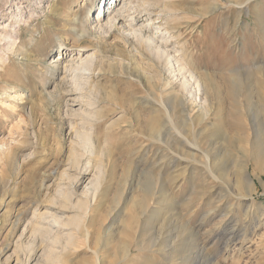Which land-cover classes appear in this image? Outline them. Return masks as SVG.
Returning <instances> with one entry per match:
<instances>
[{
	"label": "rangeland",
	"instance_id": "374dc122",
	"mask_svg": "<svg viewBox=\"0 0 264 264\" xmlns=\"http://www.w3.org/2000/svg\"><path fill=\"white\" fill-rule=\"evenodd\" d=\"M225 1L248 2L240 19ZM73 24L92 34L78 39ZM165 25L173 35L179 31L207 80L211 112L204 121H185L171 111L169 97L178 91L179 77L162 72L158 82L150 68L147 59L153 58L139 34L159 44L158 28L163 33ZM175 42L166 47L171 53L179 48ZM80 46L86 50L81 59L91 53L103 58L105 72L93 77L101 75L107 90L116 87L127 109L112 132L97 130L110 175L91 218L90 246L100 251L99 264H264V133L263 147L251 146L248 120L231 131L217 112L233 109L236 84L249 114L264 107V0H0V264H60L49 261L51 251L64 264H97L80 240L65 251L66 232L49 216L46 240L33 241L29 233L36 220L42 223L37 210L47 212L46 199L57 196V184L76 201L92 176H79V184L66 178L76 175L67 156L82 132L71 115L86 109L76 90L83 81L72 78ZM158 85L163 89L156 90ZM61 88L69 93L59 96ZM217 89L223 92L219 99ZM160 90L168 96V120L147 104L158 100ZM153 129L162 134L154 137ZM70 215L56 213L61 221ZM105 227L111 228L106 245ZM123 244L129 248L125 258Z\"/></svg>",
	"mask_w": 264,
	"mask_h": 264
},
{
	"label": "bare ground",
	"instance_id": "6f19581e",
	"mask_svg": "<svg viewBox=\"0 0 264 264\" xmlns=\"http://www.w3.org/2000/svg\"><path fill=\"white\" fill-rule=\"evenodd\" d=\"M225 2H227V6H234L238 9L239 12L237 15V20L240 19V16H241L240 14L245 8V4L247 5L248 3L245 1H236V2L225 1ZM215 8L217 9V5H214L213 8H211L204 15H207L209 12L216 10ZM115 20H116V15L110 16V18L107 19L106 23L112 24L114 23ZM73 21L75 22L76 19L74 18ZM94 21L96 25L102 30V26L99 24V20L96 19ZM74 26L75 25L73 24V28L75 29ZM170 29L172 30V28H169L168 25L167 26L165 25L164 32L160 33L162 30L160 31V28H158L159 44L154 42L152 37L145 38L143 34L141 33L139 34L138 38L140 42L146 46V49L148 50V54L152 56L153 58V60L150 58H148L147 60L151 61V63L153 62L152 64L154 67H150V68L154 69L153 72L155 71L154 73H155V76L158 82H161L162 72H166V73L168 72V74L175 73L172 76L174 77L175 75H177L179 77L178 79L179 89L177 88L178 91L177 92L174 91L173 94L169 97L172 99L170 110L171 111L178 110L180 117L183 118L185 121L186 120L192 121L193 119L204 121L205 119H207L209 113L211 112V102L208 97L209 88L207 87L208 86L207 80L206 79L204 80L201 73L198 72L194 64L193 50H189V48L185 47L184 42H180L178 38L180 36V33L178 30H176L177 34H175L176 35L175 36L173 35ZM75 30L76 32L79 33V36L77 37L78 39H80L79 37L81 35L84 36V35L92 34V30H89L86 27L84 28V26L82 27V29L80 28V29H75ZM172 39L176 41L175 45L179 46V48L177 50L176 48L171 49L172 50V53H171L169 52V50L166 49V47L170 45L169 42H171ZM79 48L81 50H78L76 54L78 56L80 63H79V67H74V71L72 72L73 73L72 78H76V80L83 81V86L80 88H77L76 90L81 92L80 98L84 99L83 104L86 107V109L84 111L81 110L82 113H78V114L76 113V114L71 115L74 118H78V120L82 123L81 124L82 132L77 134L76 141L71 140L72 146L67 156V162L69 164V168L73 169L74 170L73 175L75 174L76 175L72 178H68V177L66 178L69 179L71 183L75 184V183H78L79 176H81V178L79 179H82L84 181L89 178L88 175H92V176L90 180L88 181V183L85 185L82 194L80 196L78 195V199L76 201L73 200L72 191H70L67 187L63 188L64 191H62V188L59 186L60 184L59 185L57 184V187H58L57 196L52 197L51 199L48 196H46L48 197V199H46L48 200L47 201L48 202L47 212L40 213V211L37 210L38 206H36L35 208V210H37L36 217H38V219L41 220L42 223H39L36 220L35 222L36 225L31 224L30 227L32 229L31 230L29 229L30 230L29 233L32 236L31 238L33 241L38 239L39 237H42L45 239L47 235L49 236L52 232V229L49 226H47L48 222H46L49 216V218L51 219V222L57 224V227L55 228L59 232L61 229H63L66 232L65 235L62 236L64 237L63 249L65 251H67L69 248H73L74 246H77L78 244L77 242L78 240H80L82 242L81 245L88 248V250L93 254V258L96 261V263L99 264L100 258H102L99 255L100 251L98 252V249L96 250V248L94 249L90 246V239L92 235V233L90 232V227H91V222H92L91 218L93 217L94 211L100 207V203H101L100 200L102 196L104 195L105 190L108 188V185H106L105 183H108V176L110 175H107L106 167L104 164V160L106 157L104 146L106 145L101 143V139H100V146H99L97 130L104 129L106 131L105 134H109L110 132H112L114 128L115 127L117 128L119 123L124 120L125 114L127 113V109L124 107H121L120 98L118 97L116 87H111L110 90H107L101 86V80H102L101 75L97 77H93V74L95 71H98L100 74L102 72H105L103 68V61H104L103 58L98 59L97 54L91 53V55L90 54L86 55L85 58L81 59V53L86 52V50H83L82 46H80ZM61 59H63V56L61 57ZM77 63L78 61H76V64L74 63L75 66L77 65ZM143 71H148V70L144 68ZM65 88H61V93L59 96H61L62 93L64 92L69 93V91L68 90L66 91ZM158 88L163 89L162 85L161 86L158 85L155 87L156 90ZM171 88L174 89V87H171ZM164 90H166V88ZM214 92L216 93L217 99H219L220 95H222L223 93L220 91V89H217L216 91L214 90ZM243 94H244V91H243L242 86L239 84H236V93H235L236 101H234L235 102L234 106L231 107L233 109L229 111H224L222 108L218 109L217 112L219 115V119L221 120V123L222 122L225 123V121L227 122L228 124L227 127L229 128H226V129H229L231 131L235 130L236 132L238 129H240V124H242L245 121L244 118H246L251 127L252 137L254 138L253 142L252 141L250 142V145L253 146L255 144L257 145L258 148H262L263 147L262 146L263 145L262 135L264 133V129H263L264 122L260 121V116L264 118V107H260L259 111H254L253 114H249L248 103L246 99L242 98ZM165 98L168 99V96L166 97L164 95V91L160 90V93L158 95V100L156 102L147 100V104L150 103V105H152V103H154L155 104L154 106H156L163 120L165 119L168 120L169 119V112H168L169 106L165 104ZM76 100L77 101L79 100L78 97H75L74 101ZM45 103H46L45 105L47 104L49 105V100H46V98H45ZM242 106L245 109L244 111L245 113L241 111ZM65 107H67V104H65ZM119 109L120 111H122V113L120 112L117 115V111ZM192 111H193L192 115H188L189 112H192ZM113 114H115L114 118L110 117ZM257 121L261 123V126L257 127V129H254L253 122H257ZM75 127L76 126L72 125V130L76 131L74 129ZM219 129H221L219 133L225 134V137L228 136L226 134L227 133L226 129H223L221 127ZM177 132L181 134V131L177 130ZM152 134L154 135V137L158 138L162 134V129H159L157 131L153 129ZM82 158L85 159L84 163H81ZM6 159H9V158H5V160ZM9 160H11V158ZM65 176H67L65 175V173L62 174L63 178H65ZM42 180L44 181V179H41V182H43ZM124 190L122 191V193H124ZM126 194L127 193L125 191V195ZM28 201L30 202V200ZM34 205H37V203H34ZM115 208L117 207L114 206L113 209ZM113 209H111V211L107 213L108 218H109L110 212H113ZM49 212H52V213H49ZM56 213H60L63 215L72 213V215L66 216L67 218L63 219L64 221L62 220L63 221L62 222L61 221L62 217L56 216ZM110 229L111 228H108V227L107 228L105 227V229H102L103 230L102 233L104 235L103 237H101V240L104 245L107 244V239L109 235L111 234ZM120 254L122 255L121 257L123 258L128 257V254H129L128 245L127 246L125 244L121 245ZM48 257H49V261H53V263L56 262V263L64 264L63 260L61 259V256L57 254L55 251H51Z\"/></svg>",
	"mask_w": 264,
	"mask_h": 264
}]
</instances>
